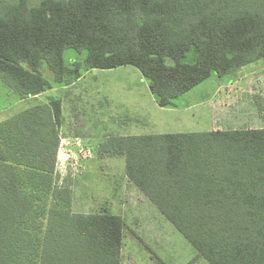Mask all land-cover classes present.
<instances>
[{
    "label": "trees",
    "instance_id": "obj_1",
    "mask_svg": "<svg viewBox=\"0 0 264 264\" xmlns=\"http://www.w3.org/2000/svg\"><path fill=\"white\" fill-rule=\"evenodd\" d=\"M69 49L83 61L67 62ZM258 62L264 0H0V81L20 101L134 66L172 108L214 73ZM61 124L56 99L0 120V264L122 263L124 219L74 212L73 189L58 185ZM107 143L208 264H264V128Z\"/></svg>",
    "mask_w": 264,
    "mask_h": 264
},
{
    "label": "rangeland",
    "instance_id": "obj_2",
    "mask_svg": "<svg viewBox=\"0 0 264 264\" xmlns=\"http://www.w3.org/2000/svg\"><path fill=\"white\" fill-rule=\"evenodd\" d=\"M31 1L36 3L40 0ZM84 57L85 53L73 49L65 51L67 62L83 61ZM197 58L198 52L193 50L187 62L195 63ZM235 76L241 80L246 78L235 87L242 86L250 92L252 89L253 93L255 90L256 96L245 93L250 98L244 97L241 103L237 100L231 106L233 108L222 104L221 88L226 87L234 75L221 78L214 73L178 99L176 107L161 108L155 102L149 81L134 66L89 71L73 89L40 97L43 103L50 102L52 98L65 100L62 133L69 136L63 139L70 141L72 146L65 147L64 153L72 158L66 164V173L60 174L58 185L73 189L74 212H106L124 219L121 264L208 263L198 256L195 248L158 207L126 178L124 157L96 160L98 145H107L109 136L244 130L245 122L253 119L257 121L255 127L260 125L264 128V64L249 65ZM25 107L23 101L14 97L0 81V109L10 112ZM79 125H86L94 136L93 140L87 139L90 148L82 142L91 153L86 159L73 148L76 144L73 134L82 128Z\"/></svg>",
    "mask_w": 264,
    "mask_h": 264
},
{
    "label": "crops",
    "instance_id": "obj_3",
    "mask_svg": "<svg viewBox=\"0 0 264 264\" xmlns=\"http://www.w3.org/2000/svg\"><path fill=\"white\" fill-rule=\"evenodd\" d=\"M241 79L242 78H240V77L234 76L233 79H231V81L229 82V84L226 87H222L221 88L222 98H223L222 99V104H224V106H226V107L230 106L231 107V106H233L235 104V102L237 103V100H238L239 103H241L242 100L244 99V97L250 98L249 97L250 95H247L248 93L251 94L252 97H255L256 96L255 95L256 94L255 93V90H254V93H253L252 92V89H251V92H250V91H246L245 87H242V86L235 87V85H237V84L239 85L242 81L246 80V78H243L244 80H241ZM79 81H80V79L77 82H75L74 84L70 85V86H64L62 88H55L54 90H52V91H50L48 93H51L52 94V93L60 92L61 90L69 91V90L73 89L77 85V83ZM245 93H247V94H245ZM44 95L45 94L37 97L36 99L23 100L24 106L31 107V106H34V105L39 104V103L40 104H48L49 102L48 103L41 102V98L40 97H42ZM52 99H54V98H52ZM56 100H60V99H56ZM60 101L62 102V122H63V112L65 110V105L66 104H65V100L62 99ZM231 108H233V107H231ZM7 112L8 111H5V110H1L0 111V120H1V118H3V117L6 116ZM256 124H257L256 119H253L251 121H246L244 127H245V129H262L263 128V127H260V125H257V127H255ZM80 127H82L83 130L81 128V131H75V133L73 134V137H74V139L81 140L85 144V146L88 148L89 146L86 143L87 142V139L93 140L94 139V136L92 135V131H90L87 128L86 125H79V128ZM94 128L97 129V126L95 125ZM233 130H240V129L234 128ZM62 131L63 130H62V126H61L60 129H59V137H60V139H63L65 137H69V136H64V133H62ZM215 131H217V130H215ZM220 131H226V130H220ZM153 135H155V134H153ZM121 137H123V136H118V138H121ZM126 137H128V136H126ZM111 138L112 137L109 136V137H107L106 140H110ZM103 146L104 145H102V146L101 145H98V148H99L98 151H97L98 158L96 160H101L102 159V160L105 161L106 158H108L110 156H113L111 153L105 152L102 149ZM114 156H116V155H114ZM120 157H123V156H120ZM102 168H105V167H102ZM124 169H125V173H126V163L124 164ZM125 176H126V178H128L126 174H125Z\"/></svg>",
    "mask_w": 264,
    "mask_h": 264
},
{
    "label": "built area",
    "instance_id": "obj_4",
    "mask_svg": "<svg viewBox=\"0 0 264 264\" xmlns=\"http://www.w3.org/2000/svg\"><path fill=\"white\" fill-rule=\"evenodd\" d=\"M75 141H76V144L73 145V148H75L77 150L78 155L79 156L81 155V157L84 156L85 159L88 158L91 155L90 151H87L83 147L81 140L76 139ZM67 146L68 147L72 146V143L70 141L65 140V139H61V143H60L59 150L57 153V172L58 173L60 172V174L66 173V170H67L66 164L72 158V156H70L69 154L64 153L65 152L64 149ZM61 167H63V168H61Z\"/></svg>",
    "mask_w": 264,
    "mask_h": 264
}]
</instances>
